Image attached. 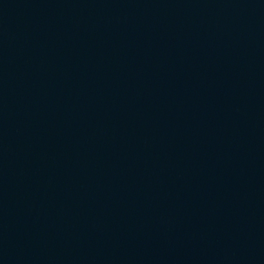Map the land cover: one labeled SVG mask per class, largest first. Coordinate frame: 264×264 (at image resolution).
Returning a JSON list of instances; mask_svg holds the SVG:
<instances>
[{
    "label": "water",
    "instance_id": "95a60500",
    "mask_svg": "<svg viewBox=\"0 0 264 264\" xmlns=\"http://www.w3.org/2000/svg\"><path fill=\"white\" fill-rule=\"evenodd\" d=\"M0 264H264V0H0Z\"/></svg>",
    "mask_w": 264,
    "mask_h": 264
}]
</instances>
